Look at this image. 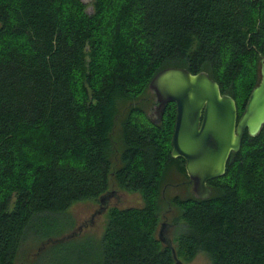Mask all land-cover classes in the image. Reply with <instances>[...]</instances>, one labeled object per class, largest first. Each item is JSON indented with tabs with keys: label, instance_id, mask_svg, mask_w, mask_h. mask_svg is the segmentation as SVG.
I'll list each match as a JSON object with an SVG mask.
<instances>
[{
	"label": "trees",
	"instance_id": "16d2710c",
	"mask_svg": "<svg viewBox=\"0 0 264 264\" xmlns=\"http://www.w3.org/2000/svg\"><path fill=\"white\" fill-rule=\"evenodd\" d=\"M91 5L0 0V264L23 258L36 217L97 199L113 180L144 205L110 209L101 239L88 241L87 264H174L155 233L171 167L186 173L170 155L175 106L153 123L149 82L166 67L204 71L234 99L238 118L259 82L264 0ZM207 185L206 199L172 200L182 209L177 257L203 251L212 264H264V125L244 133ZM72 238L44 243L61 248ZM43 254L35 264H60Z\"/></svg>",
	"mask_w": 264,
	"mask_h": 264
},
{
	"label": "water",
	"instance_id": "95a60500",
	"mask_svg": "<svg viewBox=\"0 0 264 264\" xmlns=\"http://www.w3.org/2000/svg\"><path fill=\"white\" fill-rule=\"evenodd\" d=\"M259 64V82L239 118L234 99L222 94L204 71L192 74L183 67H166L149 82L148 88L155 95L153 123L161 121L168 103L175 105L170 155L184 160L192 190L200 199L211 195L207 182L225 173L227 161L231 153L239 151L244 133L255 136L264 125V60ZM106 195L100 197V204H104ZM158 240L169 246L174 264H191L179 259L172 243L160 234Z\"/></svg>",
	"mask_w": 264,
	"mask_h": 264
},
{
	"label": "rangeland",
	"instance_id": "374dc122",
	"mask_svg": "<svg viewBox=\"0 0 264 264\" xmlns=\"http://www.w3.org/2000/svg\"><path fill=\"white\" fill-rule=\"evenodd\" d=\"M86 5V10L91 12L92 0H81ZM148 94L144 93L140 97L145 99ZM140 104V103H139ZM143 107V104H140ZM119 137V135L117 136ZM177 166L171 167L169 181L178 183L184 181L185 178L179 173H176ZM114 194L106 199V204H100L98 198L94 200H83L73 203L65 213L52 216H38L36 217L29 227V239L26 244L21 248V255L16 264H35L39 260V256L43 251L48 249L43 254L44 260L51 259L52 261H59L60 264H87L90 256V248L88 241L98 242L107 226L109 220V211L112 207L119 209L128 208H142L144 201L140 192L127 191L120 188L117 182L113 180L107 189ZM166 199H170L175 194H178L180 199L190 198L193 195L190 193L189 186L180 185L179 187H167L163 192ZM171 202V203H170ZM160 204V219L156 226L155 236L158 238V229L160 222L163 221L161 216L164 215L167 222L172 224L164 236L172 241V246L177 247L175 238L177 234L182 231L183 222L181 220L182 209L181 207L173 204L170 201ZM101 205L104 207L101 209ZM170 209V210H169ZM72 236H69V235ZM66 237H74L66 240L62 247L59 244H45L49 239L62 240ZM50 245V247H49ZM165 245V244H163ZM42 246V247H41ZM191 264H212L208 254L203 251L197 254L189 261ZM46 262V261H45ZM47 263V262H46ZM45 263V264H46Z\"/></svg>",
	"mask_w": 264,
	"mask_h": 264
},
{
	"label": "flooded vegetation",
	"instance_id": "af4514ba",
	"mask_svg": "<svg viewBox=\"0 0 264 264\" xmlns=\"http://www.w3.org/2000/svg\"><path fill=\"white\" fill-rule=\"evenodd\" d=\"M168 104H170V103H168ZM167 104V105H168ZM174 104V103H173ZM175 106V105H174ZM167 107V106H166ZM166 109V108H165ZM154 112H155V106L152 108V110L150 111V113H149V117H150V120L153 122V120H154V118H155V116H154ZM164 112H165V110H164ZM163 115H164V113H163ZM163 117V116H162ZM175 119V118H174ZM162 120V119H161ZM156 124V123H155ZM158 124V123H157ZM174 126V125H173ZM177 158H179V157H177ZM181 159V158H180ZM183 160V159H182ZM184 161V160H183ZM185 169V168H184ZM175 172L176 173H179L178 172V170H175ZM185 173H186V171H185ZM180 174V173H179ZM181 175V174H180ZM182 176V175H181ZM180 185H183V186H189V188H190V193L193 195V197H195V198H198V197H196L195 196V194H194V192H193V190H192V187H193V182L192 181H190L189 180V178L187 177V175H186V177H185V180L184 181H180V182H178V183H172V182H167V184L164 186V188H163V190H162V192H164V190H166V188L167 187H172V188H177V187H179ZM105 194H108V195H106L103 199H102V203L104 202V204H106V199H108V197L110 196V195H112V194H114V192H110V191H108V190H106V192L105 193H103L102 195H105ZM102 195H100L99 196V198H98V200H99V202H100V197L102 196ZM165 195V194H164ZM180 196L178 195V194H175V195H173L172 197H169L170 199L168 200V199H166V197H164V201L165 202H170L171 200H174V199H177V198H179ZM181 198V197H180ZM101 208H103V206L101 205ZM170 210V209H169ZM161 219H163V221H161L160 222V225H159V229H158V236H159V234H160V237L164 240V241H168V242H171L172 243V241L171 240H169V239H167L166 238V236H164V232H166V230L169 228V227H171L172 226V224H170V223H168L167 222V220H166V218H165V216L164 215H162L161 216ZM163 224H165L164 226H163V228H162V231L160 232V229H161V227H162V225ZM162 243V242H161ZM162 244H164V243H162ZM167 244H165V246H166ZM167 247H169V246H167Z\"/></svg>",
	"mask_w": 264,
	"mask_h": 264
}]
</instances>
